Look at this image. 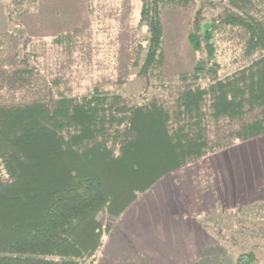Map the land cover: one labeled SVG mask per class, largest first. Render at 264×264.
Returning <instances> with one entry per match:
<instances>
[{"label":"trees","instance_id":"trees-1","mask_svg":"<svg viewBox=\"0 0 264 264\" xmlns=\"http://www.w3.org/2000/svg\"><path fill=\"white\" fill-rule=\"evenodd\" d=\"M225 1L208 27L202 28L204 9L196 8L188 40L199 55L170 85L162 14L197 0H143L138 26L148 42L137 44L134 65L157 91L143 93L140 102L105 81L51 102L18 100L36 70L19 63L8 69L0 54V264H86L110 232L100 214L118 216L167 173L264 134V0ZM13 30L23 39L17 51L29 55L24 47L31 37L19 26ZM4 37L12 38L0 31L1 53L8 47ZM223 37L241 45L244 62L230 71L218 59ZM224 214L237 225L218 230L220 239L234 246L264 239V200ZM203 220L206 233L218 222ZM261 257L244 249L235 264H264Z\"/></svg>","mask_w":264,"mask_h":264},{"label":"rangeland","instance_id":"rangeland-1","mask_svg":"<svg viewBox=\"0 0 264 264\" xmlns=\"http://www.w3.org/2000/svg\"><path fill=\"white\" fill-rule=\"evenodd\" d=\"M142 4L143 0H38L21 5L14 0H0V31L8 32L12 37L10 40L4 37L8 47H3V53L0 54L8 57V69L12 64L19 63V67L34 66L36 70L31 88L25 89L16 99L48 97L51 102L59 98L58 94H84L97 81H105L106 87L116 88L125 94L134 93L138 102L142 101L143 93L146 96L155 93L157 90L153 87L148 89L147 79L138 75L139 68L134 65L137 44L145 47L148 42V32L138 26ZM226 4L225 0H197L192 8L164 10L165 82L171 85L177 74L191 70L197 60L199 53L194 51L188 40L196 8L204 9L203 28L213 23V16ZM15 26L31 37L24 47L30 52L29 55L23 48L17 51L18 41L22 40V44L23 39L19 40L20 35L13 30ZM62 34L66 37L61 42L53 39ZM218 45V59L224 64L223 70H233L244 62L238 59L241 45L237 41L223 37L218 40ZM23 54L27 57L25 61H22ZM53 79H59L58 83L54 84ZM242 142H237L238 145L233 148L211 152L167 173L136 203L135 212L146 220L148 218V222L153 221L154 215L155 223L170 226L180 216L174 207H178L180 200L177 197L183 193L189 197L188 201L201 204L191 207L186 200L181 201L186 203L183 212L186 211L191 218L198 216L201 224L206 217L217 219V223L209 225L210 233H205V246L196 264H235L237 254L244 249L259 252L263 261L264 239L257 237L234 246L222 240L224 238L220 239V234H217L221 228L233 230L237 225L230 215L224 213L238 205L248 206L261 201L247 202L253 197L251 194L244 199L246 204L239 203V193L241 188L245 191L250 187L256 192L260 188L258 179L264 186L263 164L259 177L252 163L248 175L246 172L243 176L241 174L243 166L247 164L244 162L243 165L242 160L252 158L246 148L254 149V158L260 163L264 162V136L244 144ZM233 157L236 160H232ZM261 191L263 195L264 191ZM236 203V206L227 209V205ZM252 213L246 212L244 217L255 216ZM98 218L107 222L109 216L100 214ZM114 236L117 239L114 242L122 241L119 234ZM133 254L131 248H113L108 256L110 262L102 260L101 263L131 264ZM98 261L92 258L86 264H98Z\"/></svg>","mask_w":264,"mask_h":264},{"label":"crops","instance_id":"crops-1","mask_svg":"<svg viewBox=\"0 0 264 264\" xmlns=\"http://www.w3.org/2000/svg\"><path fill=\"white\" fill-rule=\"evenodd\" d=\"M263 136L264 134L252 139H258ZM249 140L243 141L242 144L248 142ZM237 145H231L226 147V149L233 148ZM246 151H250L252 158L247 161L242 160L243 165L244 162H247V164H245V167L243 166L241 174L243 176L246 172L248 175L252 163V167H254L257 171V177H259V170L262 167V164L264 166V162L260 163L259 160L254 158V155H252V151L254 152V149L249 150L246 148ZM232 160H236L235 157H233ZM257 182H259L257 184L260 185V188L264 191V186L262 185L261 180L258 179ZM260 188L256 191L257 193L252 187L245 191L241 188V192L239 193V203L246 204L247 202L251 203L258 200H264V194L262 195ZM247 192L248 194L246 195ZM144 194L147 195L148 190L130 203L120 215L113 216L106 214V216H109L107 222H103L98 218L104 225L109 226L110 232L106 233L104 243L97 251L95 255L96 259L94 257L93 261L99 260L98 264H102V260L103 262H110L111 259H109L108 256L113 248H131L134 253L131 264H196L197 257L201 253L202 248L205 246L206 232L200 222V218H198V216L191 218L189 214H186V211L183 212V209L185 202H188L191 207H198L201 206V204H197L193 200V202L188 201L187 199L189 197L187 194L184 195L181 193L180 197H177V200H180L178 203L179 208L177 205L174 207L176 212L178 211L180 214V220L177 216V220H175L176 223L169 226L159 222L155 223L154 215H152L153 221L148 222V218L146 220L140 214L135 212L136 203ZM251 194H253L251 200H248L247 202L244 201V199ZM181 201L185 202L182 203ZM237 204L238 203L227 205V209L234 207ZM204 213L207 214L208 212H203V214ZM116 233L119 234L122 239L119 243H116V241L114 242V240H117L116 236H114Z\"/></svg>","mask_w":264,"mask_h":264}]
</instances>
